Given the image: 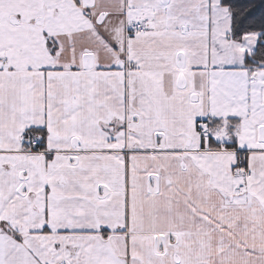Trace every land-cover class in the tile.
I'll return each mask as SVG.
<instances>
[{
	"label": "snow or ice",
	"instance_id": "snow-or-ice-1",
	"mask_svg": "<svg viewBox=\"0 0 264 264\" xmlns=\"http://www.w3.org/2000/svg\"><path fill=\"white\" fill-rule=\"evenodd\" d=\"M0 264H264V0H0Z\"/></svg>",
	"mask_w": 264,
	"mask_h": 264
}]
</instances>
